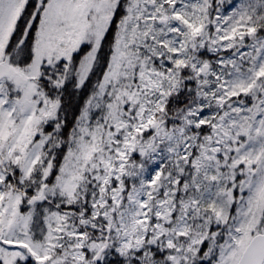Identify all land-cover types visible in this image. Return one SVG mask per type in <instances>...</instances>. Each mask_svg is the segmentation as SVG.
<instances>
[{"label": "snow or ice", "instance_id": "1", "mask_svg": "<svg viewBox=\"0 0 264 264\" xmlns=\"http://www.w3.org/2000/svg\"><path fill=\"white\" fill-rule=\"evenodd\" d=\"M0 264H264V0H0Z\"/></svg>", "mask_w": 264, "mask_h": 264}]
</instances>
